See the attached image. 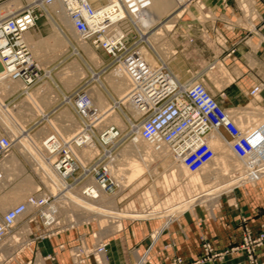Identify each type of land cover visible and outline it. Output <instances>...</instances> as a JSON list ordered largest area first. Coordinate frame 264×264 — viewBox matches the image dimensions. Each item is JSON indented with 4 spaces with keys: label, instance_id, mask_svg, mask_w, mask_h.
Instances as JSON below:
<instances>
[{
    "label": "built area",
    "instance_id": "built-area-1",
    "mask_svg": "<svg viewBox=\"0 0 264 264\" xmlns=\"http://www.w3.org/2000/svg\"><path fill=\"white\" fill-rule=\"evenodd\" d=\"M52 1L54 0H41V3H38V0H29L14 12L0 18V74L4 79L20 81L23 84V92L25 88L28 89L41 80L42 72L22 36L34 27L37 19ZM59 2L78 37L102 50L116 64L121 63L129 72L132 81L126 98L135 111L140 113L133 120L137 123L135 125L138 135L143 141L154 144L158 149L161 146L166 147L173 161L178 162L188 173H197L208 162L212 152L202 139L207 132L215 130L233 155L244 162L241 170L239 168L232 172L233 175L243 177L240 185L264 177V121L252 129L240 127L237 118L220 105L202 77H191L187 82H181L162 63L148 59L149 48L143 45L141 36L132 40L130 31L123 28L122 24L127 16L146 9L150 0ZM202 36L211 38L219 53L229 55L234 51V48L226 46V40L218 33L209 36L203 32ZM189 41H192L191 37ZM143 47L147 50L145 54L141 51ZM216 64L217 59L213 58L210 64L206 65V69L213 70ZM261 89V84H255L249 90V95L255 96ZM221 95L222 93L220 97ZM87 101L88 96L84 93L77 95L74 100L76 110L87 122L70 139L58 143L57 151L53 152V167L61 173L64 184L55 192L45 186L38 187L26 200L0 213V264L9 263L10 253L5 251L11 247L10 242L16 243L20 239L21 232L16 231L17 224L29 208L32 209L29 222L34 220L40 223L47 231L41 237L48 238L58 232L54 230L59 227L60 216L65 218L64 213L59 214L62 209L59 200L61 194L77 190L86 197H94V190L101 189L104 194L110 195L118 186L104 167L105 159L112 157L110 153L104 150V153H96L83 161L75 157L70 149V146L80 148L92 140V137L87 136L92 134L91 128L95 122L87 115L90 114L91 108H84ZM54 139L53 135L50 136L48 143L53 144ZM12 143L15 142L6 134H0V155L7 153ZM73 225L75 224L71 221L69 226ZM10 232L18 235L9 239ZM92 237L94 241L91 245L80 241L70 248L69 255L73 264H104L101 258H105L108 242L106 239H98L96 234ZM22 243L23 239L19 248H14L11 253L17 252L18 256L24 249L23 245L20 246ZM262 245L264 224L260 225L255 234L244 227L240 244L230 247L228 251L242 250L246 255V264H258L255 250ZM202 250L198 262L220 259L226 252L214 251L208 242H203ZM47 258L50 256H40L39 260ZM19 261L24 263L20 258ZM172 264L187 263L175 257Z\"/></svg>",
    "mask_w": 264,
    "mask_h": 264
},
{
    "label": "rangeland",
    "instance_id": "rangeland-1",
    "mask_svg": "<svg viewBox=\"0 0 264 264\" xmlns=\"http://www.w3.org/2000/svg\"><path fill=\"white\" fill-rule=\"evenodd\" d=\"M8 1L9 0H0V8L5 9L6 11L10 10V7L7 4ZM27 1L29 0H18L19 5H17L16 7L20 8ZM172 1L150 0V4L146 9L135 13L134 15L127 16L126 21L122 24L123 28L130 31L132 40L140 37L141 32L144 31L145 35L143 34L144 36H141V39L143 41V45L149 48L150 55L148 59L151 62L155 60L162 63L164 66H166L167 70L172 73L176 78H178L181 82H187L189 78L199 76L202 77L204 83L210 90L211 88L209 86H211V84L215 86L214 90L216 88H220L222 85L219 82H221L225 78L230 81L231 76L227 71L226 67L222 64V62L219 61L217 62L215 69H206V65H209L210 62L213 60L211 58V49L213 50V52H215V54L219 52V49L214 46L215 42L211 40V38H205L204 36H202V32L207 31L205 28L207 27L205 26L206 23L209 22L213 16L211 14V11L204 4V2L200 0H188L184 4H181V6H177L178 4L176 5L174 4L175 2L172 3ZM239 4L241 10L243 11L242 17H238V15H236L237 19H233L230 16L226 19L228 22H233L236 20L239 24H245L247 26L248 20L252 15V8L247 0H239ZM48 5L49 6L45 8L43 14L37 19L34 27L26 33V35L30 33L34 40L33 42L27 45L31 55L33 56V58L41 69V80L36 84L30 86L28 89L26 88L27 90L24 89V92L21 91L22 88H16L17 85L14 84V82L12 83V81L5 82V87H3L4 85H1L0 88V104L3 105L7 110L10 109L9 112H12V118L23 129L24 135L36 144L42 143L41 146H44V142L48 141L50 139V136L52 135L55 137L57 142L62 143L64 140L70 139L72 135H74L77 131L79 132V130L82 128L83 124L87 122V120L77 112L74 100L77 95H80L82 93L87 95L88 92H91V87L93 85H96L100 91L101 98L99 102L107 101L110 104H113L118 98V96L116 97V93L113 92V90L109 88L102 80L106 73H108L111 69L117 66L118 63L116 64L113 59L107 54H105L102 50L96 49L91 46L87 41H84L90 46V49H92L97 54L98 62H94V60L92 61L91 59H89L83 53L78 44V37L69 34L68 31L65 29V26H63V24H61L58 21L57 17L51 12L53 4ZM18 8H16L15 10H17ZM181 9L182 12L178 16L175 15L177 11ZM10 13L11 12H9L8 14ZM205 16H207V18H205ZM2 17L4 16L0 15V18ZM155 17L156 21H154V23L145 22L146 19L150 20L151 18ZM167 23L170 25L168 27L166 26V28L165 25ZM56 26L59 27V29L62 31V34L68 39L69 45H67L66 50H63V47H65L63 44L55 45L54 42L52 43V35L55 31L54 27ZM189 37L192 38V41H189ZM145 47L143 48L145 49ZM74 50L77 53H74ZM74 59L79 62L80 67L84 70V78L78 79L77 73L70 71V68H68V66L71 65ZM63 71H66L64 75H70H66L63 79H61L60 76ZM94 73H98L99 80L93 78ZM217 78H219V80H217ZM10 83L12 86L10 85ZM6 87H12V91L9 92ZM216 99L220 103V105L228 109L233 114V116L237 118V121H244V118H246L247 116L256 120V122H251L256 123L255 125L251 124L253 126L250 125V122H248L247 124L244 123V125L246 124V127H244L245 129L255 128L264 121V100L260 98L259 94H256L255 96L249 95L248 98H246L245 100H230L226 99L225 97L219 98L217 96ZM34 103L37 104V106H35ZM25 106L28 110H26ZM126 106L127 105L124 103L120 104L119 108H115V111L120 115L121 119L123 120L124 126L114 125L109 122L106 118L102 119L104 123H102L101 120H94L95 116H93L92 114L94 108L92 106L84 107L91 108L90 114L87 113V115H89V118H92L95 122L94 126L91 128L93 133L92 139L94 140L98 150V152L95 153H98V155L104 153L105 151L110 153V156H112L111 159L109 157L105 160L106 162L108 160L111 163V166H113L117 162L121 163L119 164V166L121 167L126 166L124 164L125 159H123V157L121 159L119 154L121 150L126 147L136 135L135 130L133 128L136 127L137 129V126L135 125L137 123L135 120H133V118H137L140 113L134 111L135 109L132 106L128 107V105L127 108ZM40 109H43L41 113L38 112V110L40 111ZM25 110L27 112H25ZM131 111L135 112V114H132ZM14 112H18V114ZM66 112L67 114H65ZM127 119L131 122L130 124ZM50 120H55L58 124L57 128H55L56 131H52L51 128H49L48 121ZM53 123L54 122L51 121V124ZM2 126L3 124L0 121V134L7 135L6 129ZM108 130L117 132L116 138H114L112 142H108L106 144L100 143L101 141L99 139V131L105 133ZM218 136L219 135L216 133L215 130H210L204 135L202 139V141L207 145L208 149L212 150V152L210 159L203 166L201 171H199L198 173H193L197 174L200 177V182L198 184L192 183V181L189 179L191 173L188 174V172L178 162L173 161L168 151L162 153V156L161 154H159L157 155V157H152V160H150V162L148 163L147 171H145L137 180H135L128 186L121 185L123 183L118 184V186L114 190V193L110 194L112 195V199L110 201H107L106 203L109 204L112 208H116L124 212H128L130 205H132L134 210L138 212H142L145 209H155L157 210L156 212L161 211V213H157L152 217H161L165 218L166 220H169L170 218L194 206L212 208L217 204V200L221 194L223 195L225 192L229 191L233 187L240 186L241 182L230 187L225 192L220 193L218 197L212 199L210 203L197 201L193 204L186 206L183 210L179 212H175L176 210L172 209L180 201L182 202V200L192 197L193 194L205 189L206 186L211 185L212 183L224 177H227L230 174H233L232 172L234 171L229 174H226L227 176L225 174H221V165L219 163V160H217V156L220 155L221 157H225V159L223 158L224 162L227 161L228 158H232V156H235L232 152L228 150L229 147L227 148L226 145H224L225 148H220L217 146L215 147L214 143L212 144L211 141L214 142V137ZM60 137L63 138V140H61ZM220 141V143L218 141L215 142L217 144H224L222 139H220ZM10 151L15 154L18 162L23 165L25 172L21 173V176H23V174L29 175L32 180L36 182V185L39 188L45 186L49 188L51 192H55L56 189H58H51L48 184L45 185L41 181L39 175L35 173L33 169H31L29 160H27V158L25 159L23 156H21V154L18 153V151L15 149V145H12ZM52 153L53 152L49 153L50 160H53L54 158L55 153ZM134 153L136 155L138 154L136 152ZM84 156L86 157H83V155L80 154L78 155L79 159L83 157L81 160H85V158L88 159L92 157L93 153L89 155L84 154ZM116 157H119V159L117 160ZM243 163L244 162L242 161L237 163L226 162V165L230 168L229 171H231V169H241ZM174 164H177L181 170L178 179L176 177H172V170L178 169L179 172V167L177 168V165ZM235 164H240V166H234ZM123 171L126 170L124 169ZM123 171L120 172V177L118 179L124 176ZM15 173L17 174L16 171ZM163 175L167 177L168 184L166 186L162 181ZM254 182L249 183L252 184ZM200 183L203 186H201ZM143 192H146L145 196L143 195L145 194ZM145 197H148L149 201L148 198H146V201ZM60 207L62 208V206ZM67 209L66 207L62 208L59 214L64 213L65 218L69 221V223H67V220L63 217V215L60 216L59 227L57 226V229L54 230H58V232L49 236L48 238L41 237L42 235L47 233V231H45V229L41 226L40 223L34 220L29 222V218H31L30 214L26 216V220H24L25 218L21 219V221L18 222L16 229V231L19 230L21 232L20 239L17 240L16 243L10 242L11 247L9 246V249L5 251V253L7 254L10 253L9 257L11 259H9L8 264H42L44 259L40 261V256L46 257L49 255L50 259L54 258V253L45 255L39 254L38 244L41 243L43 240H47L54 236H57L64 230L70 228L69 225L71 221L73 224L86 222L94 223V226L96 227L94 232H92V235L96 234L98 239H100V237L105 233H108L117 228L115 227V219L118 218H109L102 216V220L98 222V220L95 219L87 220L86 214L80 212V209L78 210L77 208H75L73 212L74 214L70 211V209ZM77 211L81 214L75 215V212ZM169 212H172V214ZM121 219L122 218H119V221H121ZM112 222L115 224H113ZM16 235L18 234L16 233L15 236ZM22 239L23 243L20 246L23 245L24 249L20 251L18 256L17 252L11 253V250H13L14 248H19V243ZM79 242L80 241L73 245H76ZM72 246H69L67 248L68 255L69 250ZM62 247V244H59L58 248L62 249ZM25 253L28 254V258L23 257ZM19 258L24 263L20 262ZM101 260L104 264H107L104 257ZM143 260V258H139L138 264H142Z\"/></svg>",
    "mask_w": 264,
    "mask_h": 264
},
{
    "label": "crops",
    "instance_id": "crops-1",
    "mask_svg": "<svg viewBox=\"0 0 264 264\" xmlns=\"http://www.w3.org/2000/svg\"><path fill=\"white\" fill-rule=\"evenodd\" d=\"M200 1L213 15L205 25L206 34L218 33L226 40L227 47L234 48L229 55L215 54L211 49V58L222 62L231 76L230 81L225 78L219 82L222 86L218 89L214 90L215 86L211 84V91L219 98L245 100L251 87L261 84L258 94L264 100V0H247L252 8L247 26L226 19L229 16L237 19L236 15L242 17L239 0ZM28 36L33 40L30 33ZM87 47H84L86 51ZM84 49L81 50L85 54ZM74 53L77 52L74 50ZM68 68L74 72L71 65ZM77 77L84 78L85 74ZM51 121L57 128L56 121L48 122L51 124ZM217 201L212 208L194 206L169 220L161 217L122 218L119 227L99 236L108 242L105 261L107 264H138L139 258H143L142 264H172L173 258L179 257L187 264H245L243 251L228 250L240 243L244 227L255 234L264 224V178L233 187ZM95 227L94 223H79L43 240L38 244V253H54V258H47L42 264H73L67 248L78 241L90 245L94 241ZM203 242H208L214 251L226 252L220 259L198 262L203 253ZM59 244L62 249L58 248ZM23 257L29 256L25 253ZM255 257L258 264H264V245L255 250Z\"/></svg>",
    "mask_w": 264,
    "mask_h": 264
},
{
    "label": "bare ground",
    "instance_id": "bare-ground-1",
    "mask_svg": "<svg viewBox=\"0 0 264 264\" xmlns=\"http://www.w3.org/2000/svg\"><path fill=\"white\" fill-rule=\"evenodd\" d=\"M93 1H96V0H93ZM170 1H172V0H170ZM186 1L187 0H174V1H172V3L175 2L174 4H176V5L178 4L177 6H179V5L181 6V4H184ZM38 3H41V0H38ZM7 4L10 7V10L6 11L5 9L0 8V15L1 16H6L9 12L12 13V11L14 12V10L16 8H18L16 6L19 5L18 0H9L7 2ZM49 4L50 5L53 4L51 12L57 17L58 21L61 24H63V26H65V29L68 31V33L71 34L72 36L78 37V34L75 32V30H74L69 18L67 17L65 10L61 6L59 0H54V1L50 2ZM181 11H182V9L177 11V13L175 15H179V13ZM155 19H156V17L151 18L150 20L146 19L145 22L146 23L147 22L148 23H154V21H156ZM157 19H158V17H157ZM169 25L170 24L167 23L165 25V27L166 26L168 27ZM143 26H144V24H143ZM54 30L55 31L53 32V35H52V43L54 42L55 45L56 44H63L65 46V47H63L64 48L63 50H66L67 49L66 46L69 44L68 39L62 34V31L59 29L58 26L54 27ZM155 32H157V31H155ZM26 33H27V31L24 33L25 37H24V34L22 36L23 40L26 42V44H30L34 40H32L30 36L26 35ZM143 34L145 35L144 31L141 32V36H144ZM78 41H79L78 44L82 50L84 49V47L85 48L87 47V45H86L87 43L84 42V40H82L81 38L78 37L77 42ZM89 47H87L88 48L87 51L84 49L86 56L89 59H91L92 61L94 60V62L95 61L98 62L97 54L92 49H89ZM33 49H35V48H33ZM141 51L143 52V54H145L147 52V50H145L144 48H142ZM71 66H72V69L74 70V72L77 73V76L80 77V75L82 76L85 74L84 70L80 67V64L75 59H74V61H72ZM65 73H66V71H63L61 73V75L65 74ZM93 78L96 80H99L98 73H94ZM102 80L109 88H111L113 90V92L116 93V97L118 96L117 100L113 104H110L107 101L99 102V100L101 98L100 91L96 85H93L91 87L92 91L88 92V94H87L88 105L86 103V104H84V107L92 106L94 108L92 113L97 114L94 117V120L96 119V120L102 121V119L106 118L109 122H111L114 125L124 126L123 125L124 122L121 119L120 115L115 111V108H119V105L124 104V103L127 106L129 105L128 107H131V104L128 102V100L126 98L127 91L129 89L131 81H132L131 76H130L129 72H127L123 68L122 64L118 62L117 66H115L108 73H106V75L102 78ZM11 81H12V83L14 82V84L17 85L16 88H18V89L23 88V84L20 81H18V80L13 81V80L4 79L3 75L0 74V88H1V85L5 84V82H11ZM10 85H11V83H10ZM3 87H5V85ZM6 89H8L9 92L12 91V87H6ZM26 96H28V95H26ZM34 105L37 106V104H35V103H34ZM127 106H126V108H127ZM3 107L4 106L0 104V121L3 124L2 127L5 128L7 131L6 132L7 136L10 139H12L13 142H15V143H12V145H15V149L18 151L19 154H21V156H23L25 159L27 158V160H29V164L31 165V169H33L34 172L39 175L41 181L45 185L48 184L51 187V189L52 188H55V189L60 188V186L63 185L64 182H63V179L61 177V173L55 167H53V160L52 159L50 160V154H49L50 152L57 151L56 147H57V145H59L58 144L59 142H57V140L54 139L53 144H49L48 141H46V142H44V146H41L42 143L36 144L35 142L29 140L24 135L23 129L12 118V112L11 113L9 112L10 109L8 108L9 110H7L5 107L4 108ZM26 110H28L27 107H26ZM26 110H25V112H27ZM38 112H41V109H40V111L38 110ZM131 112H132V114L133 113L135 114V112H133V111H131ZM14 113H16V112H14ZM28 113H29V111H28ZM16 114H18V112ZM92 121H93V119H92ZM127 121L129 122V124L131 123L128 119H127ZM252 121L256 122V120L247 116L246 118H244V121L238 120L237 123L240 127L244 128V127H246L245 125L248 122H250V125L256 124L254 122L251 123ZM102 123H104V122L102 121ZM105 123H107V122H105ZM244 123H246V124L244 125ZM53 124L49 123L48 124L49 128H51L52 131H56L55 130L56 127L54 126L55 124L54 125ZM253 125H251V126H253ZM133 129L135 130V134H136L135 137L126 146L127 148L124 147L119 154L121 159H122V157H123V159H125L124 164L126 166L121 167V166H119V164H121V163H118V162L116 164H114L113 166H111V163L109 161H107L104 165L107 174L116 183H118V184L123 183L121 185H124V186H128L129 184H131L132 182L137 180L145 171H147L148 163L150 162V160H152V157H155V156L157 157V155H159V154H161V156H162V153L168 152V149L164 146L163 147L161 146L158 149V148L154 147L155 146L154 144L143 141L139 137L136 127H134ZM82 134H83V132H82ZM116 134H117V132L112 131V130H108L105 133H103L102 131H99V139L101 142H110L114 138H116ZM83 135L87 136V134H83ZM90 135H88L87 137L91 138L93 133ZM60 139L63 140V138H61V137H60ZM220 139H221L220 136L214 137V142L213 141H211V142H212V144L214 143L215 147L217 146L220 148H225V146H224L225 144H222V143L217 144L215 142V141H218L220 143L221 142ZM210 140H212V139H210ZM70 147H71V151L73 152L75 157H77L78 159H79V157H78L79 154L83 155V157H86V156H84V154L89 155V154L93 153V155H94L95 152H98L97 147H96L93 139L91 140L90 143H88V144H86L80 148H76L75 146H70ZM227 148H228V146H227ZM228 150L231 152L230 149H228ZM9 151L3 155H0V213H2V211H4V210L6 211L7 208L9 209V207L11 208L12 205L15 206L16 204L23 202L31 194L35 193V191L38 189L36 182H34L29 175L23 174V176H21V173L25 172L23 165L18 162L15 154L12 151H10V152ZM134 152L138 153L137 155H139V156H137ZM22 153H24V154H22ZM82 158H80V159H82ZM217 158H218L217 160H219V163L221 165V168H220L221 169L220 171L222 172L221 174H223V175L229 174L232 171L235 172L237 170V169H231V171H229L230 168L227 167L226 162H229V163L241 162L240 159L233 157V156H232V158H228L227 161H225V162H224L225 157H223V156L221 157L220 155H218ZM118 159H119V157L117 158V160ZM177 164H174V165H177ZM234 166H240V164H235ZM174 167H176V166H174ZM178 167L179 166L177 165V168ZM124 169L126 171H123ZM15 171L17 172V174L15 173ZM122 171L124 172V176L121 175L122 177L120 179H118L120 177L119 174ZM180 171H181L180 167H179V172H178V169L172 170L171 171L172 177H176L178 179L179 173H181ZM191 174L189 176L190 177L189 179L192 181L193 184H198L200 182V177L197 174H193V173H191ZM240 174H241V172H240ZM91 181H93V179ZM162 181H163L165 186L168 184L167 177L165 175L162 176ZM242 181H243L242 176L237 175V174L236 175L230 174L227 177H224V178L212 183L211 185H208V184H207L208 186L205 185L206 186L205 189H203L199 192H196L195 194H193L192 197L184 199V200H182V202L179 200L180 202L179 203L177 202L178 204L175 207H173L172 209H175L176 210L175 212H179V211L183 210L186 206L193 204L197 201L210 203L211 200L218 197V195L220 193L225 192L230 187H232V186H234V185H236ZM201 186H203V185L201 184ZM98 188H100V187L98 186ZM56 190H58V189H56ZM94 192L96 193L94 197H92V196L86 197L85 195H82L80 193V191L69 190V191H67V193L61 194L59 196L60 203H62L60 206H62V208L66 207V209L69 208L72 213L74 212L75 208H77L78 210L80 209L81 210L80 212H83L86 214L87 220L95 219V220H98V222H100L102 220L101 219L102 216L109 217V218H113V217L118 218V219H115L116 224L112 222L113 224H115V227L120 226L121 221H119V218H125V217H127V218H129V217L130 218H147L150 216L152 217L153 215H155L157 213H161V211L156 212L157 210H155V209H153V210L152 209L151 210L145 209L142 212H138V211L134 210L132 205H130L128 212H124L122 210L112 208L109 204L106 203L107 201H110L112 199L111 198L112 195L109 196V195L104 194L103 190H101V189H99V190L95 189ZM143 193H145V194H143L145 196L146 192H143ZM146 198H148V197H145V199ZM146 201H147V199H146ZM148 201H149V198H148ZM130 204H131V202H130ZM78 207H80V208H78ZM69 209H67V210H69ZM157 209H159V208H157ZM31 210L32 209L29 208L25 212V214L22 216L21 219L25 218L24 220H26V216L30 214ZM160 210H161V208H160ZM163 213H165V212H163ZM169 213L172 214V212H169ZM79 214H81V213H79L78 211L75 212V215H79ZM69 216H70V214H69ZM99 217H100V219H99ZM21 219H20V221H21ZM72 220H73V218H72ZM76 222H78V221H76ZM11 236L16 237L15 234L10 232L9 239L11 238Z\"/></svg>",
    "mask_w": 264,
    "mask_h": 264
}]
</instances>
